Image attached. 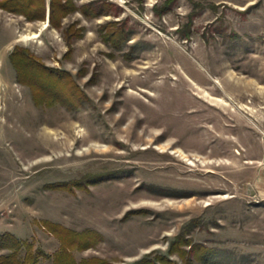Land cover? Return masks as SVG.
Instances as JSON below:
<instances>
[{
    "label": "rangeland",
    "instance_id": "obj_1",
    "mask_svg": "<svg viewBox=\"0 0 264 264\" xmlns=\"http://www.w3.org/2000/svg\"><path fill=\"white\" fill-rule=\"evenodd\" d=\"M98 1L105 15L64 19L83 28L71 48L48 19L0 10V236L52 257L73 232L90 246L68 248L75 263L205 264L202 246L220 264H264V0L164 13L166 0ZM16 45L86 102L36 104Z\"/></svg>",
    "mask_w": 264,
    "mask_h": 264
},
{
    "label": "trees",
    "instance_id": "obj_2",
    "mask_svg": "<svg viewBox=\"0 0 264 264\" xmlns=\"http://www.w3.org/2000/svg\"><path fill=\"white\" fill-rule=\"evenodd\" d=\"M81 0H0V10L22 16L26 21H45L48 15L49 26L56 30H61L68 48H71L74 40L82 35L83 28L78 27V22H73L63 26L64 19L74 13H79L85 18H98L105 13V4L101 1H90L79 4ZM172 0H166L161 12H166L170 8ZM111 7V5H109ZM118 14H114L117 17ZM107 37L112 44L118 48L124 41L128 40L124 36L121 28H113L107 32ZM9 62L16 74V81L31 91L32 99L38 105L52 106L55 103L75 110L83 105L87 96L76 84L72 76L63 70L47 67L38 60L30 51L22 46L16 45L9 54ZM95 177V176H94ZM100 177V176H99ZM96 178V177H95ZM55 235L58 231L52 229ZM61 236V251L52 257L45 255L41 251H33L30 247L23 246L14 236L6 233L0 236V264H38L40 257L52 258L51 264H104L98 259H89L80 263H75L70 259L69 250L73 246L79 249L89 248L79 235L70 231H63ZM87 239V238H86ZM81 240V241H79ZM25 247L24 253H22ZM194 249L205 264H220L216 261V252L207 250L202 246ZM140 264V263H137Z\"/></svg>",
    "mask_w": 264,
    "mask_h": 264
},
{
    "label": "bare ground",
    "instance_id": "obj_3",
    "mask_svg": "<svg viewBox=\"0 0 264 264\" xmlns=\"http://www.w3.org/2000/svg\"><path fill=\"white\" fill-rule=\"evenodd\" d=\"M48 24H44V27H46ZM190 103V102H189ZM145 110V109H144ZM147 110H149V109H147Z\"/></svg>",
    "mask_w": 264,
    "mask_h": 264
},
{
    "label": "crops",
    "instance_id": "obj_4",
    "mask_svg": "<svg viewBox=\"0 0 264 264\" xmlns=\"http://www.w3.org/2000/svg\"><path fill=\"white\" fill-rule=\"evenodd\" d=\"M46 19H48V15H47V18Z\"/></svg>",
    "mask_w": 264,
    "mask_h": 264
},
{
    "label": "water",
    "instance_id": "obj_5",
    "mask_svg": "<svg viewBox=\"0 0 264 264\" xmlns=\"http://www.w3.org/2000/svg\"><path fill=\"white\" fill-rule=\"evenodd\" d=\"M47 22H48V20H47Z\"/></svg>",
    "mask_w": 264,
    "mask_h": 264
}]
</instances>
